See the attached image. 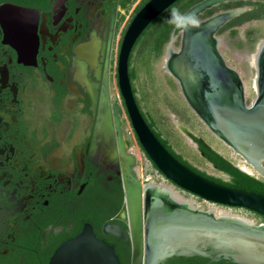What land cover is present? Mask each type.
<instances>
[{
    "label": "flooded vegetation",
    "instance_id": "obj_1",
    "mask_svg": "<svg viewBox=\"0 0 264 264\" xmlns=\"http://www.w3.org/2000/svg\"><path fill=\"white\" fill-rule=\"evenodd\" d=\"M119 1L0 0V264H48L55 249L84 226L112 247L120 264H130L132 235L125 188L149 183L169 187L188 204L180 206L150 189L141 193V264L146 246L159 243L166 236L164 226H172V220L203 226L209 240L199 237L193 242L198 252L174 255L158 264H239L220 242L230 235L264 240V217L204 201L173 186L157 170L159 174L151 175L137 167L132 145L141 153L140 146L117 88L116 67L124 31L144 0ZM222 4L227 5L196 16L202 22L240 10L218 25L212 38L224 65L238 76L242 102L249 106L257 90L251 88L252 97L245 95V81L226 64L218 47L230 39L238 54L254 52L264 41L260 22L264 2L233 1L213 7ZM9 7L27 15L9 13ZM23 25H34L33 48L10 41L9 37L27 35L28 31L16 30ZM249 69L253 72L249 81L253 85L255 80L257 87L258 67ZM260 165L264 168V162ZM228 216L237 221L227 220ZM106 226H117L125 239L105 232Z\"/></svg>",
    "mask_w": 264,
    "mask_h": 264
},
{
    "label": "water",
    "instance_id": "obj_2",
    "mask_svg": "<svg viewBox=\"0 0 264 264\" xmlns=\"http://www.w3.org/2000/svg\"><path fill=\"white\" fill-rule=\"evenodd\" d=\"M175 1L177 0H148L131 18L120 42L116 67L117 88L132 131L149 162L173 186L204 201L245 209L264 217V196L208 181L176 161L154 137L135 104L127 76L128 55L144 28ZM233 1L245 0H202L184 14L197 15L218 4ZM7 11L14 15H27V12L20 8L9 7ZM239 12L240 10H236L213 16L202 21L199 28L188 31L178 30L174 26L165 53L178 34L180 45L177 50L168 53L163 69L178 87L183 101L206 128L257 175L264 178L260 165V162H264V41L256 56V79H260L261 84L257 85L255 100L245 106L238 76L224 65L212 38V33L218 25ZM16 30L28 33L20 37H9L10 41L22 48L35 46L34 25L31 28L23 25ZM125 195L132 235L130 264H141L142 226L138 186L132 189L126 187ZM170 223L172 226H164L163 232L166 236L160 239L159 243L153 247L146 246L144 264H158L174 255L185 256L190 252H198L193 242L199 237L209 238L203 226H190L191 221L172 220ZM177 224L184 226H176ZM105 232L125 239L123 231L117 226H106ZM220 243L227 245V249L233 252L231 257L236 263L264 264V240L230 235ZM48 264L120 263L112 247L97 240L90 227L84 226L77 236L55 249Z\"/></svg>",
    "mask_w": 264,
    "mask_h": 264
},
{
    "label": "rangeland",
    "instance_id": "obj_3",
    "mask_svg": "<svg viewBox=\"0 0 264 264\" xmlns=\"http://www.w3.org/2000/svg\"><path fill=\"white\" fill-rule=\"evenodd\" d=\"M190 5V6H189ZM227 4H222L217 7L210 8L206 14H210L211 12L216 11L222 6ZM238 4H233L236 6ZM192 5L188 4L186 6V10L190 8ZM133 6L129 7L128 11L125 12L123 20L126 22L127 18L130 16V12ZM183 12V10L181 11ZM200 17V16H199ZM262 23V33L264 34V19H260ZM258 25V23H256ZM228 26H225L218 33L219 37H223L225 29ZM172 30H170V33ZM238 36V35H236ZM170 38V34H169ZM169 38L167 42L163 45L162 53L160 56L150 63V72L147 73L146 70H141L138 74V80L135 83V88L137 90L136 96L140 101V106L142 111L153 118L156 121L157 130L161 131L164 137H168L170 144L172 145L175 152L182 155V157L190 163L192 166L197 168L200 171L205 172L208 175L213 177L220 178L222 180H226L227 178L217 173L212 165L207 163L202 156L199 154L197 150V145L195 141H191L184 134L180 132L177 128V124L183 127L185 130L190 132L192 136L196 139H199L203 144L207 145L210 149L226 158L229 162H231L236 168L244 170L251 176H255L258 178L262 177L257 175L255 171L248 165H246L242 159L234 154L231 149L226 147L223 143L217 140L213 135H211L206 127L188 110L185 102L183 101L181 94L177 88V86L171 87L168 83V80L172 79L169 75L164 72L163 62H164V48H166ZM261 39H263L261 37ZM179 37L176 36L171 43L172 49L176 50L178 47ZM227 43H223L218 47L219 52L223 56L226 64L229 67L235 69L242 79L245 81V95L252 97L253 93L251 88L253 89V85L249 79H253V72L251 73L248 70L251 67V64L247 61V57L254 54L258 47V44L262 41H259L257 47L254 52L240 55L237 52L233 51L229 44L232 43V40H226ZM245 60V61H244ZM246 62V63H245ZM247 64V65H246ZM250 66V67H249ZM253 68V67H251ZM241 71V72H240ZM244 72V76L242 75ZM254 91V90H253ZM113 92L116 93V90L113 89ZM125 121V128L127 131H130L129 126L127 124V120ZM132 149L134 150L137 157V167L141 169H145L146 173H150L151 175H155L151 168L149 167L148 162H146L141 155L140 152H137L136 146L133 143ZM156 180L164 183L160 180L159 176H156ZM156 182V181H155ZM213 207L211 205H208ZM221 209V208H216ZM222 213H220L221 216ZM232 214H235L232 212ZM248 217V216H247Z\"/></svg>",
    "mask_w": 264,
    "mask_h": 264
},
{
    "label": "trees",
    "instance_id": "obj_4",
    "mask_svg": "<svg viewBox=\"0 0 264 264\" xmlns=\"http://www.w3.org/2000/svg\"><path fill=\"white\" fill-rule=\"evenodd\" d=\"M148 0L142 1L133 11L131 18L134 14L147 2ZM201 0H177L171 4L167 9L162 11L157 15L139 34L135 40L128 59H127V76L130 84V89L134 97L135 104L146 123L149 130L152 132L154 137L159 141V143L164 147V149L180 164L188 168L193 173L205 178L208 181H212L216 184L222 185L230 189L241 190L248 193H253L257 195L264 196V180L261 178L248 175L244 172H241L236 168L231 162L226 158L222 157L208 146L204 145L201 142L196 143L198 151L202 154L204 160L212 165L214 170L217 173L223 174L226 176V180H222L217 177L206 174L203 171L198 170L190 163H188L181 154L174 151L172 145L169 142L168 137H164L161 131L156 128V121L153 120L150 116L146 115L140 106V101L136 96L135 83L138 80V74L141 70H146L147 73L150 71V63L156 60L162 53L163 45L167 42L169 38L170 30H173V24L169 23V15L171 10L176 8L181 12H186V6L191 4L192 6ZM122 3V0L119 1ZM190 6V5H189ZM191 6V7H192ZM224 6V5H223ZM222 6V7H223ZM168 83L171 87L176 86L171 80H168ZM137 141V140H136ZM139 146V145H138ZM140 148V147H139ZM140 151L147 160L146 155L140 148ZM149 167L153 173L159 174L155 167L147 160Z\"/></svg>",
    "mask_w": 264,
    "mask_h": 264
},
{
    "label": "bare ground",
    "instance_id": "obj_5",
    "mask_svg": "<svg viewBox=\"0 0 264 264\" xmlns=\"http://www.w3.org/2000/svg\"><path fill=\"white\" fill-rule=\"evenodd\" d=\"M172 43V42H171ZM263 41L260 42L258 44V47L256 49V52L250 56L247 57V61L251 64V67H253V69H256V56H257V51L259 50L260 46L262 45ZM174 49H172V46L170 45V47H168L167 52L164 56V62L163 65L165 64V60L167 59L168 53L170 51H172ZM255 81V80H254ZM253 81V89L257 90L256 84ZM177 128L180 130V132L182 134H184L188 139H190L192 141V134L188 133L183 127H181L180 125L177 124ZM123 162V161H122ZM241 170V169H240ZM244 171V170H242ZM127 172V171H126ZM137 172V171H136ZM245 172V171H244ZM135 173V172H134ZM247 173V172H246ZM263 176H264V170L262 172ZM140 177V176H139ZM133 180V179H132ZM137 182V181H136ZM137 184V183H136ZM140 184V183H139ZM138 185V184H137ZM137 187V186H135ZM145 189H150L153 193L157 194V196L159 195L162 198L165 199H170L173 202H176L178 205L180 204V206L182 205H187L188 203L185 200H182L176 193L172 192L171 189L169 187H165L163 185H156L154 186L153 183H149V185L146 186H141L139 185V190H140V195L142 192H144ZM149 194V193H148ZM148 197V196H147ZM152 205V204H151ZM156 206V205H155ZM158 208V207H157ZM156 208V209H157ZM172 208V207H171ZM155 210V209H154ZM179 213V212H178ZM226 215H224V213L221 214V217L224 218ZM180 217V216H179ZM184 217V216H183ZM227 220L230 221H237L235 220V218H231L228 216V218L226 217ZM205 220V219H204ZM202 221V220H201ZM215 221V220H214ZM241 221V220H240ZM243 221V220H242ZM228 224V223H227ZM239 225V224H238ZM239 228H242L241 226H239ZM242 230V229H241Z\"/></svg>",
    "mask_w": 264,
    "mask_h": 264
},
{
    "label": "clouds",
    "instance_id": "obj_6",
    "mask_svg": "<svg viewBox=\"0 0 264 264\" xmlns=\"http://www.w3.org/2000/svg\"><path fill=\"white\" fill-rule=\"evenodd\" d=\"M169 23L175 25L178 30L188 31L199 28L201 21L195 14H183L179 9L174 8L169 15Z\"/></svg>",
    "mask_w": 264,
    "mask_h": 264
},
{
    "label": "built area",
    "instance_id": "obj_7",
    "mask_svg": "<svg viewBox=\"0 0 264 264\" xmlns=\"http://www.w3.org/2000/svg\"><path fill=\"white\" fill-rule=\"evenodd\" d=\"M264 170V168H262ZM264 179V178H263Z\"/></svg>",
    "mask_w": 264,
    "mask_h": 264
}]
</instances>
